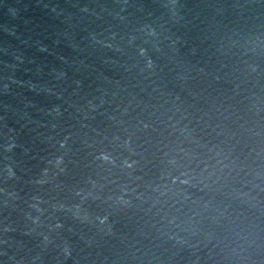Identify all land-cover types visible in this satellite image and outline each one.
Masks as SVG:
<instances>
[{"label": "water", "instance_id": "1", "mask_svg": "<svg viewBox=\"0 0 264 264\" xmlns=\"http://www.w3.org/2000/svg\"><path fill=\"white\" fill-rule=\"evenodd\" d=\"M0 264H264V0H0Z\"/></svg>", "mask_w": 264, "mask_h": 264}]
</instances>
